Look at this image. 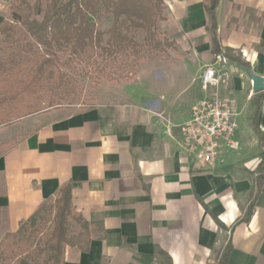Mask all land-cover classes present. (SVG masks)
Returning <instances> with one entry per match:
<instances>
[{"label": "crops", "instance_id": "crops-1", "mask_svg": "<svg viewBox=\"0 0 264 264\" xmlns=\"http://www.w3.org/2000/svg\"><path fill=\"white\" fill-rule=\"evenodd\" d=\"M159 1L161 32L182 58L140 61L110 103L36 118L39 125L0 155V244L69 187L74 211L94 227L88 252L66 247L64 264H218L228 244L226 264H264V191L241 222L264 151V90L254 94L248 75L264 79V0H218L214 11L232 73L221 91L248 122L238 117V150L213 166L184 148L180 129L202 98L199 77L214 55L212 0Z\"/></svg>", "mask_w": 264, "mask_h": 264}, {"label": "trees", "instance_id": "trees-1", "mask_svg": "<svg viewBox=\"0 0 264 264\" xmlns=\"http://www.w3.org/2000/svg\"><path fill=\"white\" fill-rule=\"evenodd\" d=\"M161 4L159 0H34L33 3L12 0L9 18L0 24V37H16L15 42L23 44L13 49L12 66L0 71V86L5 88V84L16 80L17 99L28 102L16 110L15 117L48 112L61 100L62 93L72 90L78 67L89 78L94 76L96 82H115L132 77L138 63L148 55H163L167 49H173V42L154 36L155 17ZM217 4L218 0H212L208 8L214 55L221 54L214 14ZM99 6H105V12L112 17L106 32L99 31L93 21ZM37 17H41L40 21ZM140 29L148 35L145 51L127 32ZM254 104L252 127L259 136L256 127L259 99ZM11 120V117L0 120V127L10 125ZM259 144L263 148L260 137ZM262 172L264 151L255 178L258 191L241 222L250 220L255 199L264 191ZM92 227L74 211L70 188L65 187L55 200L44 203L21 223L16 233L4 237L0 244V264H64L66 247L88 252ZM229 253L228 244L218 264H226Z\"/></svg>", "mask_w": 264, "mask_h": 264}, {"label": "rangeland", "instance_id": "rangeland-1", "mask_svg": "<svg viewBox=\"0 0 264 264\" xmlns=\"http://www.w3.org/2000/svg\"><path fill=\"white\" fill-rule=\"evenodd\" d=\"M12 0H0V22L9 18V6ZM30 3H33L34 0H28ZM69 1V0H65ZM116 1V0H112ZM154 1V0H153ZM155 5V4H153ZM105 6H99L97 9L96 15L93 18V21L96 23L97 28L101 32H106L112 23V17L110 14L105 12ZM159 18L164 19V6L163 3L159 6L157 10V14L155 17V38L162 40L166 39L164 34L161 32V24L163 21L158 20ZM41 17H37L36 20L40 21ZM126 28L122 29V33H124ZM128 36H134L135 41L144 47L146 39L148 40V35L144 30H128ZM107 36L104 37V40H107ZM16 37H0V71L7 70L12 65V51L16 46H20L23 44L20 42H15ZM167 40V39H166ZM145 51V47H144ZM179 58L180 55L177 53V49L174 47L173 49H167L165 54L158 55L157 53H153L152 55H148L146 57V61L148 62H165V61H176L175 57ZM16 60V58H15ZM214 55L212 56L211 62L207 65L210 66L214 63ZM228 60L225 66H220L219 70L221 71L222 83L219 88L215 90L220 97H225L228 99H232L229 93L223 94L221 90H228L231 86V74L228 70ZM139 65V63H138ZM137 65V66H138ZM206 66V67H207ZM205 67V68H206ZM137 68V67H136ZM136 68L133 70V76L128 79H123L115 82H107L101 80L100 82H96L94 80V76L89 78L85 75V71L82 67H78L74 72V83L72 90L69 92L62 93L61 100L54 103L53 107L48 110L46 113L58 112L61 115H66L70 113H75L79 111L88 110L94 108L98 105H104L110 103L113 99L114 95L119 94L121 84L128 82L135 76ZM18 86L16 84V80H12L9 83L5 84V88L0 86V120H9L11 117L10 125L1 126L0 127V154L3 153L10 145L15 144L22 137L32 132L38 125L39 121L36 120L38 116L44 115L46 113L38 114V115H29L24 116L22 118H17V109L23 107L28 102L26 100L20 101L17 99ZM234 100V99H232ZM235 101V100H234ZM236 103V101H235ZM238 105V104H237ZM252 105V99H251ZM238 110L240 112V121L241 123L248 122V118L246 119L247 113H243L240 107L238 106ZM249 109L246 110L248 112ZM16 111V112H15ZM246 127V126H245ZM41 258L40 260H42ZM29 262V261H28Z\"/></svg>", "mask_w": 264, "mask_h": 264}, {"label": "built area", "instance_id": "built-area-1", "mask_svg": "<svg viewBox=\"0 0 264 264\" xmlns=\"http://www.w3.org/2000/svg\"><path fill=\"white\" fill-rule=\"evenodd\" d=\"M214 60L199 77L202 98L180 128L184 148L203 166H213L223 152L239 148L236 134L240 112L234 100L220 97L215 91L223 81L219 67L225 66L227 59L219 54Z\"/></svg>", "mask_w": 264, "mask_h": 264}, {"label": "water", "instance_id": "water-1", "mask_svg": "<svg viewBox=\"0 0 264 264\" xmlns=\"http://www.w3.org/2000/svg\"><path fill=\"white\" fill-rule=\"evenodd\" d=\"M249 79L252 82V92L258 94L264 90V79L254 76L250 70L248 71Z\"/></svg>", "mask_w": 264, "mask_h": 264}]
</instances>
